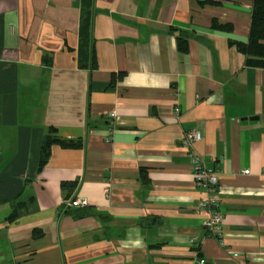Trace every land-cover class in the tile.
Wrapping results in <instances>:
<instances>
[{
	"label": "crops",
	"instance_id": "crops-1",
	"mask_svg": "<svg viewBox=\"0 0 264 264\" xmlns=\"http://www.w3.org/2000/svg\"><path fill=\"white\" fill-rule=\"evenodd\" d=\"M252 6L94 0L83 68L79 0H0V264H264V66L229 42L248 41ZM50 128L82 146L53 143L39 170ZM187 131L219 169L222 242ZM74 195L83 217L61 211Z\"/></svg>",
	"mask_w": 264,
	"mask_h": 264
},
{
	"label": "trees",
	"instance_id": "trees-1",
	"mask_svg": "<svg viewBox=\"0 0 264 264\" xmlns=\"http://www.w3.org/2000/svg\"><path fill=\"white\" fill-rule=\"evenodd\" d=\"M217 2L219 1H216V3ZM93 6L94 0H79L81 22L79 29L80 38L77 53L79 65L83 68L97 67L95 38L92 34V24L94 16ZM212 27L221 28L223 27V25L220 24L216 19H214L212 21ZM170 30L177 37L179 49L182 51H187V37L190 35L187 30L174 26ZM229 42L231 44L236 45L237 49L246 55V65L258 67L264 66V0H253L251 28L248 41L241 42L230 40ZM44 60L46 62L49 61L47 56H44ZM53 143H59L64 147H80L82 146V139L60 137L58 136L56 129L50 128L44 136L42 142L39 170H41L42 167L46 164L50 156L51 146ZM77 183V181H68L64 182L63 186L67 188L70 192L76 187ZM70 197L71 196H66L64 199H68ZM61 211L70 214L76 218L83 217L86 215V213L81 209V207L65 208L63 204ZM206 229L208 230L207 227Z\"/></svg>",
	"mask_w": 264,
	"mask_h": 264
},
{
	"label": "built area",
	"instance_id": "built-area-1",
	"mask_svg": "<svg viewBox=\"0 0 264 264\" xmlns=\"http://www.w3.org/2000/svg\"><path fill=\"white\" fill-rule=\"evenodd\" d=\"M179 117V114H176ZM115 113L111 117L114 118ZM202 138L197 131H187L181 139V144L190 154L191 162L194 170L196 185L205 190L206 197L201 200L198 207L206 209L209 213L207 219L204 220V226L213 234L220 242L223 241L224 232V213L221 208V200L219 198V169L208 165L207 160L194 151V144ZM248 173L249 170H245ZM110 188L106 187L105 192L109 194ZM67 207H86L88 200L82 196H71L64 200ZM202 264L206 262L204 258L200 260Z\"/></svg>",
	"mask_w": 264,
	"mask_h": 264
},
{
	"label": "rangeland",
	"instance_id": "rangeland-1",
	"mask_svg": "<svg viewBox=\"0 0 264 264\" xmlns=\"http://www.w3.org/2000/svg\"><path fill=\"white\" fill-rule=\"evenodd\" d=\"M63 206L65 207V208H72V207H67V206H65V203L63 202ZM76 208V207H75Z\"/></svg>",
	"mask_w": 264,
	"mask_h": 264
}]
</instances>
